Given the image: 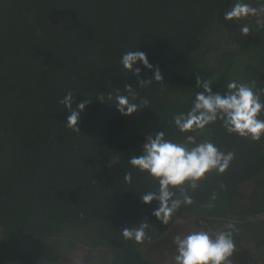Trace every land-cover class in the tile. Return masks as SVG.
<instances>
[{
  "label": "trees",
  "instance_id": "16d2710c",
  "mask_svg": "<svg viewBox=\"0 0 264 264\" xmlns=\"http://www.w3.org/2000/svg\"><path fill=\"white\" fill-rule=\"evenodd\" d=\"M246 2L256 6V0ZM233 3L0 0V264H60L68 251L83 248V264L167 263L145 250L169 234L175 217L166 226L152 215L158 202L145 205L141 196L158 191V181L129 159L142 154L149 134L163 131L173 142L184 141L171 121L189 111L201 91L195 75L215 77L213 91L221 94L229 80H256L264 89V30L257 31L250 17L241 21L252 29L243 37L237 24L224 19ZM129 50L145 52L164 83L140 88L120 64ZM138 67L141 78L154 77L142 63ZM125 84L137 90L134 102L150 101L133 116L95 100L123 92ZM69 90L74 108L93 99L81 113V133L64 126L70 113L59 101ZM195 135L197 143L210 139L219 150L233 151L235 160L223 176L212 173L201 181L196 192L189 187L194 203L176 216L193 213L202 229L224 218L249 224L257 216L250 205L264 204V139L229 135L220 122ZM128 171L131 184L124 181ZM214 191L215 207L208 208ZM144 219L151 242L125 241L122 229ZM243 241L241 255L230 260L259 252L258 260L244 264L264 263V235Z\"/></svg>",
  "mask_w": 264,
  "mask_h": 264
},
{
  "label": "clouds",
  "instance_id": "9594fccd",
  "mask_svg": "<svg viewBox=\"0 0 264 264\" xmlns=\"http://www.w3.org/2000/svg\"><path fill=\"white\" fill-rule=\"evenodd\" d=\"M255 18L257 31L264 30V0H256V6L246 0H234L232 7L224 12V19L237 24L238 31L243 37H248L252 29L247 23H241L249 18ZM154 73L152 79L141 78V68ZM125 72L134 74L140 88H148L156 83H164L162 73L158 66L154 67L143 51H126L120 59ZM196 87L201 91L195 94L193 105L186 113L174 114L171 123L175 129L184 135L183 142H173L166 138L165 132L149 134L142 145V154L132 155L129 164L141 173H147L158 181V191H149L141 196L145 205H151L154 201L159 206L153 210L152 215L163 225H168L175 217L177 224L183 223L176 213L182 206H191L194 200L189 195L188 188L196 192L200 182L210 174H226L235 160L233 151H221L210 140L197 143V133H204L209 126L220 122L229 135H235L260 143L264 139V89L257 86L256 80L250 82H237L229 80L226 83L227 91L224 94L213 91L215 77L203 78L195 75ZM138 99L137 90L132 84H125L123 92L101 93L95 100L100 103L112 102L116 110L125 117H131L150 101ZM92 98L80 102L73 107L74 93L69 90L59 103L70 114L67 117L65 128L73 133H81L79 122L81 113L92 103ZM133 174L128 171L124 175V181L131 184ZM221 189L226 185L221 184ZM173 189L179 191L180 198H175ZM218 198L217 192H212L208 208L215 207ZM150 224L147 219L131 227L122 229L125 241H134L143 244L146 240L151 242L148 236ZM227 230H224V229ZM238 231L235 222H230L224 228L214 234V238L208 231H192L187 235H177L174 244L177 254L173 257V264H231L230 258L236 251L234 233Z\"/></svg>",
  "mask_w": 264,
  "mask_h": 264
},
{
  "label": "rangeland",
  "instance_id": "374dc122",
  "mask_svg": "<svg viewBox=\"0 0 264 264\" xmlns=\"http://www.w3.org/2000/svg\"><path fill=\"white\" fill-rule=\"evenodd\" d=\"M258 198L261 199V197ZM250 209L252 210L255 209L254 211L257 212V216L254 217L256 219L249 218L247 221L249 222V224L242 227L240 226L238 219L232 220V219L224 218L221 220L213 221L212 223L215 222L216 226L212 229L197 228L196 224L194 223L195 214L193 213L185 214L181 218V220H183V223L180 224L175 223L171 228L169 234L165 238H163L160 243H155V245H152L147 250H145V255L148 256L149 258H151V256L153 255L154 260H156V262L160 260V261H164V263L167 262L166 264H173V257L177 254V247L173 241L177 235L184 236L192 231L205 230L208 231L210 235H212L214 238V234L218 230L224 228V226L230 222H235L236 228L238 230L234 233V242L236 245V251L234 252L232 257H235V255H241V253L244 250V243H245L243 240L254 236L261 237L264 235V204L262 208H259V204H257L256 202L255 204L250 205ZM224 230L227 229L225 228ZM262 248L264 249V247ZM86 251H87L86 248L74 249L68 251L60 264H83ZM259 257H261L260 253L254 252L251 253V255L246 258L245 256H243L239 261L231 260V264H244L246 261H250V260L254 261L256 259L258 260ZM258 264H264V263L259 262Z\"/></svg>",
  "mask_w": 264,
  "mask_h": 264
}]
</instances>
